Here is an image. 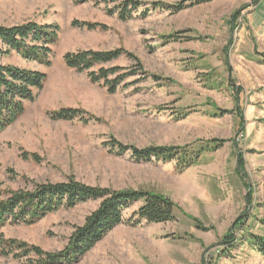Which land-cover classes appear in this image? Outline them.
<instances>
[{
  "label": "rangeland",
  "instance_id": "1",
  "mask_svg": "<svg viewBox=\"0 0 264 264\" xmlns=\"http://www.w3.org/2000/svg\"><path fill=\"white\" fill-rule=\"evenodd\" d=\"M126 1L0 0V26L32 22L58 29L43 60L26 59L0 43V64L48 76L35 101L25 102L19 119L0 133V200L10 191L75 180L114 191L162 194L176 204L173 222L120 225L77 264H264L247 239L230 246L228 237L230 232L235 238L264 237V88H258L264 66L253 64L256 54H264V0H216L176 15L155 9L156 4L182 0H133L140 8L129 6L131 18L125 21L120 13ZM257 8L250 26L248 11ZM170 36L174 40L167 43ZM117 49L136 56L144 74L133 79H140L138 84L121 86L114 94L64 61L67 53ZM134 65L122 57L95 71ZM251 105L255 113L263 112L245 130L240 116ZM65 108L86 112L89 122L51 118V112ZM222 111L228 113L219 116ZM216 139L225 145L203 153L196 166L185 170L178 159L137 161L130 152L111 150L113 142L195 150ZM142 205L135 204L126 219ZM98 206L88 201L34 224H7L0 238L61 252ZM239 221L243 225L237 228ZM31 259L0 254V264H31Z\"/></svg>",
  "mask_w": 264,
  "mask_h": 264
},
{
  "label": "trees",
  "instance_id": "2",
  "mask_svg": "<svg viewBox=\"0 0 264 264\" xmlns=\"http://www.w3.org/2000/svg\"><path fill=\"white\" fill-rule=\"evenodd\" d=\"M216 0H182L176 4L157 3L155 9L169 12L172 15L181 13L191 7L212 3ZM140 8V3L133 0L125 2L126 9L121 11L120 18L129 20L130 12ZM78 23L75 22L74 25ZM89 28L96 25L86 23ZM56 29V30H54ZM58 29L52 26H40L28 23L21 26H0V43L8 50L20 53L29 60H43L48 56V45L56 42ZM167 43L173 42L174 37L165 38ZM259 56L260 63L264 64V54ZM122 57H128L135 65L128 69L121 67L104 68L95 71L97 66L110 64ZM64 61L68 68L80 73H86L92 83L102 84L114 94L121 86L138 84L140 79L133 80L144 74L143 67L136 56L124 49L112 51H79L67 53ZM49 64V63H47ZM48 76L42 72L25 70L12 65L0 64V133L14 124L24 112L25 102H33L38 92L42 91ZM130 80H133L131 83ZM222 111L219 116L227 114ZM54 120L73 121L79 119L88 123L87 113L79 109H61L50 113ZM225 140H211L202 142L197 149L192 146H149L145 149L126 147L118 142H113L112 152L122 155L130 152L137 161H162L165 163L173 160L179 161V166L185 170L196 166L201 155L205 152H216L225 145ZM35 160L36 155L33 156ZM244 163L243 155L240 165ZM2 191L0 190V196ZM88 201H98V208L91 213L82 227H77L69 241L66 250L56 253L43 251L36 246L13 239L0 238V254L3 256L14 255L15 258L30 256L31 264H77L81 258L90 252L98 242L120 225L134 227L147 224H164L175 220L176 204L167 196L142 190L114 191L107 188L92 187L75 180L57 184H39L32 190L10 191L8 196L0 200V229L7 224L30 225L44 218L46 215L62 209H72ZM143 205L133 215L126 219V213L137 203ZM243 225L237 222L236 227ZM230 246L237 245L241 240L247 239L248 243L264 257V237L249 234L248 237L235 238L229 233ZM19 252L16 253V252Z\"/></svg>",
  "mask_w": 264,
  "mask_h": 264
},
{
  "label": "crops",
  "instance_id": "3",
  "mask_svg": "<svg viewBox=\"0 0 264 264\" xmlns=\"http://www.w3.org/2000/svg\"><path fill=\"white\" fill-rule=\"evenodd\" d=\"M228 6H230V5H228ZM231 7H232V6H231ZM231 7H230V8L228 7V9H229V10L231 9V11H232V10L234 11V7H233V8H231ZM261 10H262V9H261ZM255 11H259V8L255 9L254 11H251V10L248 11V13H250V15H248V20H250V22H249V23H250V24H249L250 26H254L253 24H254V20H256V18L254 19L252 16L254 15V12H255ZM245 13H247V11H245ZM261 14H262V11H261ZM249 18H250V19H249ZM257 18H259V16H258ZM253 19H254V20H253ZM258 20H259V19H258ZM257 22H258V21H257ZM225 28H226V30H230V26H229V27H225ZM239 35H240V36H243V33L240 32ZM239 41H240V40H239ZM241 44H242L241 42H238L237 45H236V46H237L236 48H237V49L240 48L239 46H241ZM239 57L241 58V60H244V56H243V55H241V56H239ZM254 59H255V60H253V64L256 63V64H258L260 67H263V66H264V64H261V63H260V59H261V58H260L259 56L255 55ZM232 73H233V70H232ZM247 88H249V87H246V89H247ZM258 88H260V89L262 88V89H263V88H264V82H261V84L258 86ZM263 90H264V89H263ZM248 92L250 93V90H248L247 93H248ZM261 97L264 99V96H263V95H262ZM239 103H240V100H239ZM253 110H254V106L251 105V106H248V107L246 106L245 110L242 111V115L240 116V117H241V124H240V125H241L242 127H244L245 124L250 125L251 123H253L252 121H250V119L252 120V119H254V118L257 117V116L260 117V114L263 112V110H260V109H259V113L257 114V113H255ZM261 111H262V112H261ZM263 113H264V112H263ZM247 120H248V121H247ZM244 129H245V127H244ZM245 130H246V129H245Z\"/></svg>",
  "mask_w": 264,
  "mask_h": 264
}]
</instances>
